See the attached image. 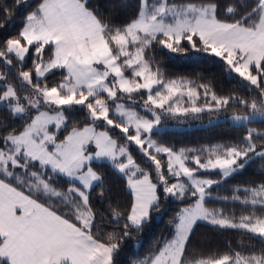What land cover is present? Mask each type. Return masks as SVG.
Returning <instances> with one entry per match:
<instances>
[{
  "label": "snow or ice",
  "instance_id": "1",
  "mask_svg": "<svg viewBox=\"0 0 264 264\" xmlns=\"http://www.w3.org/2000/svg\"><path fill=\"white\" fill-rule=\"evenodd\" d=\"M20 3L16 0L17 7ZM113 6L125 12L132 7L128 0ZM25 7H31L27 0ZM135 7V13H128L130 19L115 23L112 16L101 14L99 7L92 8L89 0H41L25 17L19 37L6 39L0 49V59L8 66L13 59L22 66L30 49L35 57L31 71L18 73L33 95L23 97L11 84H5L0 92V105L13 119L29 117L22 130H9L0 120V130L6 133L0 136V264H114L120 241L131 235L128 229L142 230L151 212L159 211L158 187L165 196L196 197V203L178 214L174 237L140 264H264V250L247 255L235 250L219 255L189 253L198 221L243 230L251 234L249 239L258 238L264 244V184L235 189L243 193L242 204L247 209V214L237 219L226 216L222 209L205 206L212 196L209 189L219 181L196 176L203 169L219 170L228 178L254 157L264 160V132L248 128L241 144L216 146L208 150L204 162L193 154L191 160L198 167H189L186 162L192 150L174 151L152 139L161 115L218 111L226 109L234 98L217 96L208 84L166 80L158 66L153 70L151 57L146 58L157 43L173 54L190 50L220 58L229 74H238L259 96V103L237 99L235 102L249 111L232 119L264 121V0H255L254 6L226 5L228 19L219 18L214 0L200 4L138 0ZM8 15L5 9V18ZM46 49L51 53L47 58ZM60 71L62 80L48 86L46 78ZM4 79L0 74V80ZM141 92L146 94L143 107L151 119L120 102L127 98L135 105L133 96ZM201 95L205 100L210 97V102L198 106ZM79 110H86L93 123L83 128L72 126L71 114ZM96 122L119 129L126 141L138 146L155 166L157 183L109 131L98 132ZM160 154L166 156V165L157 158ZM94 162L98 167L110 163L127 176L134 193L126 216L110 206L109 222L122 225V235L110 232L101 239L96 234L103 217L98 218L93 210L90 193L94 185L103 186V175L94 169ZM138 172L141 177L135 178ZM62 177L67 178L66 191L56 187ZM169 177L175 182L170 183ZM41 197L55 200L66 211L58 214L39 202ZM232 199L241 200V196Z\"/></svg>",
  "mask_w": 264,
  "mask_h": 264
},
{
  "label": "trees",
  "instance_id": "2",
  "mask_svg": "<svg viewBox=\"0 0 264 264\" xmlns=\"http://www.w3.org/2000/svg\"><path fill=\"white\" fill-rule=\"evenodd\" d=\"M27 2L31 4V7H25V0H21L18 7L16 6V0H0V25H2L0 26V49L4 48L6 39L19 37V33L25 24V17L36 10L41 0H27ZM89 2L92 8L99 7L101 14L112 16L115 23H124L130 19L131 17L128 13H135L137 10L135 6L138 4V0H128L132 7H129L125 12L113 6L118 4L120 0H89ZM173 2L200 4L206 3L208 0H174ZM214 2L218 3V16L223 19H228L224 15L225 6L228 4L237 2L245 6H254L255 4V0H214ZM5 9L9 13L7 18H5ZM185 47H187L186 44ZM31 51L30 49V55L22 66L15 59H13L11 66L6 65L0 59V74L5 77L3 81L6 84H11L21 95L32 92L18 77L20 71H31L33 69L32 61L35 57L31 55ZM49 55L51 53H48L46 49V58ZM149 57H151L150 63L153 65V70L155 71L158 66L166 80L184 79L195 84H208L217 96L233 97L234 99L230 100L229 106L226 109H221L224 114L249 111L245 106L236 103L237 99H243L249 103L256 99L257 103H259L258 92L254 91L242 78L229 74L225 63L220 58L205 53H193L190 50L187 53L173 54L163 49L158 43L154 44L151 50L146 53V58ZM9 58L12 59L11 56ZM63 75L62 71L56 72L55 75H49L46 78V83L50 87L54 86L62 80ZM3 90H5L4 83L0 80V92ZM135 98L139 100V103H135V105L128 100L122 101L127 107H133L141 116L151 119V115L143 107L146 94L144 92L134 94L133 99ZM213 112L215 113V111ZM209 114L202 113L201 115L206 119ZM71 115L75 121L72 125L74 127L83 128L93 123L88 118L86 110L75 111ZM110 115L112 114L110 113ZM0 120H3L9 126V130L12 128L22 130L27 122V120L21 118L13 119L4 107H0ZM178 122V118L173 119L171 115H161V124ZM97 127L109 131L110 135L118 142L128 144L135 161L143 170L149 172L153 182L157 181L155 166L148 161L138 147L126 141L124 134L119 129L102 126L100 123L97 124ZM248 128L264 132V121L250 122L247 126H234L228 121H220L206 127H193L185 130L163 127L161 130H154L152 139L157 144L170 147L174 151L181 149L192 150L190 151L191 153L200 155L216 146L241 144ZM129 134H132V129H130ZM3 135H6V133L0 130V136ZM254 140L258 144L261 143L256 137H254ZM157 158L161 160L162 165H166V156L164 154L158 155ZM93 167L103 175V186H94L90 193V203L93 210L97 213L98 218L103 217L100 229L96 234L101 239L110 232L122 235V225L109 222L111 219V207L117 208L122 213V217L126 216L133 203V195L127 190L126 179L120 176L109 163L99 167L96 163H93ZM196 175L202 179L219 181L218 184H214L209 189L212 196L206 199L205 206L210 209H222L226 216H235L238 219L242 214H247V209L241 201L232 199L234 195L241 196V199H243V193L236 192L235 189L264 184V160L254 157L242 171L228 178H223L218 170H200ZM165 176H169L166 171ZM173 181L175 180L169 177V182ZM68 186L67 179L64 178H60L59 183L56 184V187L62 191H66ZM21 190L28 194L26 188ZM157 192L160 196L159 211L151 212V219L142 226V230L128 229L131 235L120 241V249L113 258L114 264H140L141 261H145L155 255L167 241L174 237L176 224L179 222L178 214L182 209L191 207L196 203V197L186 195L184 199H176L171 196H165L160 188H158ZM34 198H36L35 195ZM39 202L53 207L58 214H63L66 211L64 206L57 204L55 200L47 201L46 198L41 197ZM250 236L251 234L246 235L243 230L220 228L206 223H198L190 237L191 246L189 253L195 252L204 255L215 253L219 255L235 250L247 255L250 252L258 253L264 250V244H261L258 238L249 239Z\"/></svg>",
  "mask_w": 264,
  "mask_h": 264
},
{
  "label": "rangeland",
  "instance_id": "3",
  "mask_svg": "<svg viewBox=\"0 0 264 264\" xmlns=\"http://www.w3.org/2000/svg\"><path fill=\"white\" fill-rule=\"evenodd\" d=\"M174 0H170V2H173ZM27 57L28 56H26V58H25V61L27 60ZM24 61V62H25ZM23 62V63H24ZM232 75H235V76H238L239 77V75L238 74H236V73H231ZM241 78V77H240ZM243 79V78H242ZM1 82L2 83H4V85L6 84L3 80H1ZM18 92V91H17ZM18 94L19 95H21L19 92H18ZM30 95H33V93L31 92L30 94H24V95H21V96H23V97H26V96H30ZM118 95H119V93H118ZM125 100H127V98H125L124 99V101ZM135 101H136V103H139V100L138 99H134ZM121 103H124L122 100L120 101ZM210 102V97L207 99V100H205V98L203 97V95H201V98L197 101V105L198 106H201V105H203V104H205V103H209ZM185 106H188L187 105V103H185ZM0 107H4L3 105H0ZM42 111H50V109L49 108H42L41 109ZM35 110H33V112H34ZM159 111V110H158ZM213 111H215V113L213 112ZM213 111H204V112H201V113H198V114H191V113H189L188 115H186V116H172L173 117V119L174 118H178V123H173V124H164V123H162L157 129H155V130H161V128H163V127H172V128H174V129H179V130H185V129H190V128H193V127H206V126H209V125H211V124H213V123H216V122H220V121H228V122H230L232 125H234V126H244V125H248L250 122H236V121H234L233 119H232V116L233 115H247L248 114V112H245V113H232V114H224V111H222L221 109L220 110H218V111H216V110H213ZM211 112H213V113H211ZM202 113H210L209 114V117L208 118H206V119H204L203 117H202ZM163 115V114H162ZM23 119H25V120H29V117L28 116H24L23 117ZM194 121V122H193ZM255 121H261V120H259V119H256V120H253V121H251V122H255ZM99 122H96V124H98ZM92 124V123H91ZM90 125V124H89ZM88 126V125H87ZM51 130H53V126H50V131ZM96 130L99 132V131H107L106 129H101V128H96ZM110 134V133H109ZM113 139H115L114 137H113ZM116 140V139H115ZM118 142V141H117ZM131 144H133L134 146H136L133 142H130ZM118 144L119 145H123V146H126L127 148H128V151L130 152V154L132 155V153H131V151H130V147H129V145L128 144H123V143H121V142H118ZM90 147V150H94V145H90L89 146ZM136 147H138V146H136ZM139 148V147H138ZM150 151V150H149ZM152 151V150H151ZM207 153H208V151H206L205 153H202V154H200V157H201V162H204L205 161V159H206V156H207ZM193 154H196V153H191L190 151L188 152V155H189V157H190V159H189V161H187L186 163L188 164V166L189 167H198L197 165H195L194 164V162L191 160V156L193 155ZM197 155V154H196ZM132 157H133V155H132ZM133 159H134V157H133ZM135 160V159H134ZM136 162V161H135ZM95 163V162H94ZM110 164V163H109ZM136 164L139 166V164L136 162ZM139 168L143 171V172H145V173H148L149 174V172L148 171H145V170H143L140 166H139ZM200 171V170H199ZM201 171H215V170H203V169H201ZM219 171V170H218ZM117 172V171H116ZM198 172V171H197ZM197 172H196V174H197ZM118 173V172H117ZM120 176H122L123 178H125L126 179V181H127V190L133 195V202H134V193L132 192V190H131V188L129 187V185H128V178H127V176H124L123 174H120V173H118ZM149 176H150V178H151V175L149 174ZM197 177H198V175H196ZM141 177V173L140 172H138L137 173V177H135V178H140ZM62 178H64V179H67L66 177H62ZM198 178H200V177H198ZM181 179L182 180H184V182H186V183H188V180H187V178L186 177H181ZM200 179H202V178H200ZM151 180H152V178H151ZM156 180L158 181V175L156 174ZM157 181L156 182H153V180H152V182L153 183H157ZM175 181H173V182H170V183H174ZM95 186V185H94ZM158 188H160V187H158ZM161 189V188H160ZM157 191H158V189H157ZM157 194H158V192H157ZM208 199V198H207ZM239 201H241L242 202V199L241 200H239ZM194 206V205H193ZM192 207V206H191ZM198 223H206V224H209V225H211L210 223H208V222H206V221H198L197 222V224ZM214 226V225H213ZM137 246H138V244H137Z\"/></svg>",
  "mask_w": 264,
  "mask_h": 264
}]
</instances>
